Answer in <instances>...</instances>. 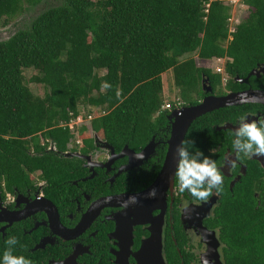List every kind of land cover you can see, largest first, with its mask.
<instances>
[{
	"label": "trees",
	"instance_id": "1",
	"mask_svg": "<svg viewBox=\"0 0 264 264\" xmlns=\"http://www.w3.org/2000/svg\"><path fill=\"white\" fill-rule=\"evenodd\" d=\"M48 1L0 0V28L44 7L0 41V191L32 186L38 174L52 181L67 172L75 159L48 149L54 144L68 150L75 140L70 124L81 109L84 118L91 110L103 113L90 119L92 133L115 146L142 147L166 124L165 105L200 102L203 76L218 92L263 59L264 0H242L249 15L232 39L231 7L224 2H212L206 12L208 0H63L57 6ZM194 54L207 62L225 59L226 83L187 58ZM28 69L38 72L30 80ZM169 71L183 103H166L163 75ZM31 80L45 87L44 96L31 90ZM103 83L112 87L101 91ZM195 123L187 135L191 141ZM220 206L224 240L233 250L226 264H264V194L259 205L239 187Z\"/></svg>",
	"mask_w": 264,
	"mask_h": 264
},
{
	"label": "flooded vegetation",
	"instance_id": "2",
	"mask_svg": "<svg viewBox=\"0 0 264 264\" xmlns=\"http://www.w3.org/2000/svg\"><path fill=\"white\" fill-rule=\"evenodd\" d=\"M231 83L230 88L226 83L218 92L213 89V94L264 92V55L250 71L232 77ZM203 93L200 102L207 95ZM174 109L165 110L166 124L156 135L158 146L148 160L135 158L146 145L115 146L105 137L88 146L69 144L67 151L51 144L48 152L75 159L67 172L52 181L38 174L32 186L15 187L12 193L5 187L0 191V264L9 237L19 241L13 253L33 264H139L142 243L159 227L166 264H226L233 250L224 240L217 215L222 201L228 191L233 194L239 187L252 192L259 205L264 194V157L244 158L235 168L227 164L229 158L235 159L232 132L241 115L249 122L264 117V104L225 107L194 121L191 152L198 149L216 160L224 175L223 191L207 203L181 192L174 182L172 187L157 188L156 197L148 198L164 166L172 126L168 118ZM132 196L138 203L125 206ZM45 200L52 205L45 208ZM210 202L212 208L206 206Z\"/></svg>",
	"mask_w": 264,
	"mask_h": 264
},
{
	"label": "clouds",
	"instance_id": "3",
	"mask_svg": "<svg viewBox=\"0 0 264 264\" xmlns=\"http://www.w3.org/2000/svg\"><path fill=\"white\" fill-rule=\"evenodd\" d=\"M219 74V73H217ZM112 85L103 83L101 91L111 88ZM117 98L121 93L117 90ZM243 99V98H242ZM234 139L232 147L235 159L229 158L227 164L231 168L237 166V161L244 158L264 157V117L249 122L246 115L239 117L238 127L232 132ZM189 146H194V141L184 139L176 148L178 162L174 174V184L181 192L187 191L194 200L207 203L211 196L220 195L223 191L224 175L217 165V161L204 156L198 149L195 153L189 151ZM215 149L212 150L213 154ZM136 159H143V153H136ZM157 189L153 188L148 193V198H155ZM127 203H138L137 197H129ZM19 241L15 237L6 240V249L3 253L2 264H33L32 260L23 255H15L13 248ZM207 264V261H205Z\"/></svg>",
	"mask_w": 264,
	"mask_h": 264
},
{
	"label": "water",
	"instance_id": "4",
	"mask_svg": "<svg viewBox=\"0 0 264 264\" xmlns=\"http://www.w3.org/2000/svg\"><path fill=\"white\" fill-rule=\"evenodd\" d=\"M202 88L203 91L207 94L202 102L196 105H187L175 108L169 116L168 122H171L172 126L170 131L171 137L168 141V151L162 171L152 188L165 189L167 186L172 187L174 182L173 178L178 162L176 148L181 143V141L186 139L187 133L195 120L208 113L225 107L241 105L249 102L264 104L263 91H251L249 93L232 92L225 96H215L213 94V87L210 83V79L206 76H203ZM160 129L161 127L152 135L151 140L147 142L145 148L140 152L144 154V158L136 159V161L148 160V158L151 157L150 152L154 151L156 146H158L157 142L159 141V139L157 136L160 132ZM45 201L46 203H44V207L46 208L51 203L47 200ZM206 206H210V208H212L213 205L210 202ZM201 232L204 237L208 235L206 233V230H202ZM137 261L139 264H166L163 256V240L161 227H159V229H156V231H154L152 235L142 243V246L137 255Z\"/></svg>",
	"mask_w": 264,
	"mask_h": 264
},
{
	"label": "rangeland",
	"instance_id": "5",
	"mask_svg": "<svg viewBox=\"0 0 264 264\" xmlns=\"http://www.w3.org/2000/svg\"><path fill=\"white\" fill-rule=\"evenodd\" d=\"M63 0H49L47 2L48 6H57L59 5ZM235 1L234 3H229L227 4L229 7H231V17L229 19L230 22V35L232 39V34L236 31V27L249 15V10L248 7L245 6L242 3V0H233ZM207 7V6H206ZM43 4L39 5L37 9H35L32 13L29 15L28 12L24 14L22 18H18L15 22L10 24L9 26H1L0 28V41H5L11 38L13 35L16 34V32L19 30L20 27L23 26V24L28 23L31 19L35 18L40 12L43 11ZM194 58L197 61V65L200 68H207V69H213L214 70L221 68L223 71L219 74H221L224 77V83H226L228 76L225 71V64L226 60H220V62L215 58L211 59L210 61H203L198 59L197 55H192V56H187V58ZM38 72L34 71L33 69H28L24 71L25 76L27 77L28 80H30L32 77L37 75ZM218 73V72H214ZM163 81H164V98L168 102L171 101H180L182 102L179 98L176 97V94L178 93L177 88L174 86V80H173V73L169 71L168 73L163 75ZM29 87L31 90L39 96H44L45 94V87L35 83V82H29ZM222 87H225V85ZM223 94V93H221ZM183 103V102H182ZM180 107H183L180 105ZM176 108H179L178 106ZM91 117L89 116L87 118H84L86 111L81 109V117H79L77 120H74L71 125V130L75 135V140L71 144H79L81 142L84 143V138L90 137L95 143L98 142V138L102 137L98 133H92L91 128H90V119L91 118H96L98 116H101L103 113L97 112V110H91Z\"/></svg>",
	"mask_w": 264,
	"mask_h": 264
},
{
	"label": "built area",
	"instance_id": "6",
	"mask_svg": "<svg viewBox=\"0 0 264 264\" xmlns=\"http://www.w3.org/2000/svg\"><path fill=\"white\" fill-rule=\"evenodd\" d=\"M215 1H219V2H224L226 5L229 4V3H234L235 1L233 0H208V4H207V8H206V12H208L209 8H210V5L212 2H215ZM215 59V58H213ZM219 62L221 60V58H216ZM224 60V59H222ZM213 70V69H212ZM223 71V69L221 68H218L216 70H214V72H218V73H221ZM181 104H178V107H180ZM171 108V105L170 104H167L164 106L163 110H166V109H170ZM73 122V121H72ZM71 122V123H72ZM72 127V125L70 124V128Z\"/></svg>",
	"mask_w": 264,
	"mask_h": 264
}]
</instances>
